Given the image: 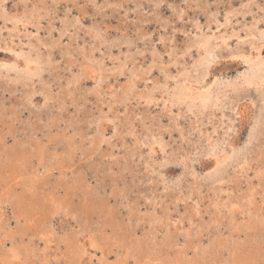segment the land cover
Returning a JSON list of instances; mask_svg holds the SVG:
<instances>
[{
  "label": "rangeland",
  "instance_id": "rangeland-1",
  "mask_svg": "<svg viewBox=\"0 0 264 264\" xmlns=\"http://www.w3.org/2000/svg\"><path fill=\"white\" fill-rule=\"evenodd\" d=\"M259 59L264 0H0V264H264Z\"/></svg>",
  "mask_w": 264,
  "mask_h": 264
},
{
  "label": "bare ground",
  "instance_id": "bare-ground-1",
  "mask_svg": "<svg viewBox=\"0 0 264 264\" xmlns=\"http://www.w3.org/2000/svg\"><path fill=\"white\" fill-rule=\"evenodd\" d=\"M263 33V32H262ZM205 40V39H204ZM203 40V41H204ZM204 45H205V50H204V56L202 57V67L204 68V67H206V64H207V62L209 61V60H211V58H212V55H213V49L212 48H210L211 47V45H210V42L208 41V40H206L205 42H204ZM212 49V50H211ZM211 50V51H210ZM216 51V50H215ZM212 52V53H211ZM214 55H215V53H214ZM199 61V62H200ZM201 67V68H202ZM205 70V69H204ZM263 74H264V59H259V60H256L255 62H253V63H251L250 65H249V67H248V69L245 71V73H244V75H243V79L247 82H250V81H254V80H258V78H260L261 76L263 77ZM242 77V76H241ZM213 92V91H212ZM218 93V92H217ZM212 95H213V93H211V91H207V92H201V93H199L198 95H192L189 91H187V90H185V89H183V88H179L178 90H177V92H176V95H175V98L176 99H179V100H181V99H183V98H192L191 100H193L194 98H198L202 103H206L209 99L211 100V97H212ZM218 95V94H217ZM213 98V97H212ZM209 100V101H210ZM203 105H205V104H203ZM260 120V119H259ZM255 123V122H254ZM257 123V122H256ZM257 126V124H255V127ZM254 127V126H253ZM254 127V128H255ZM253 129H251L250 130V132L252 131ZM254 132H255V129L253 130ZM253 132H251V134H252ZM250 134V135H251ZM254 134V133H253ZM252 134V135H253ZM216 147H218V146H216ZM216 147L215 146H212L211 147V151H213V150H215L216 149ZM239 149V148H238ZM238 149H232V150H230V152H229V154H228V156L225 158V160L222 162V163H220L219 162V164L217 165V166H215L216 167V171H215V173L214 174H211V175H214V176H217V175H219L220 174V172H221V169H222V167L224 166V163L225 162H227V160H228V162H229V160H234L236 157H237V155H238ZM217 150V149H216ZM240 150V149H239ZM210 152V151H209ZM214 152H216V151H214ZM239 152H241V150L239 151ZM238 158V157H237ZM212 177V176H211Z\"/></svg>",
  "mask_w": 264,
  "mask_h": 264
}]
</instances>
